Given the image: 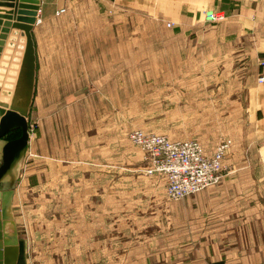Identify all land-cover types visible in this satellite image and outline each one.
<instances>
[{
    "label": "rangeland",
    "instance_id": "obj_1",
    "mask_svg": "<svg viewBox=\"0 0 264 264\" xmlns=\"http://www.w3.org/2000/svg\"><path fill=\"white\" fill-rule=\"evenodd\" d=\"M73 11L79 26L63 32L76 36L83 28L95 42L104 36L103 54L90 60L87 77L69 73L35 85L15 182L26 262L181 264L170 257L181 239L172 230L181 227L182 200L205 189L170 199L153 152L134 137L196 143L206 155L231 142L236 119H250L248 102L216 70L242 61L221 55L209 40L189 52L179 34L147 16L130 13L121 24L117 14L84 3ZM196 34L215 32L205 24Z\"/></svg>",
    "mask_w": 264,
    "mask_h": 264
},
{
    "label": "crops",
    "instance_id": "obj_2",
    "mask_svg": "<svg viewBox=\"0 0 264 264\" xmlns=\"http://www.w3.org/2000/svg\"><path fill=\"white\" fill-rule=\"evenodd\" d=\"M78 1L41 0L31 31L28 80L25 83L23 69L18 101L14 103L19 112H28L37 80L57 83L58 76L69 73L87 77L93 71L90 60L100 54L102 58L103 46L98 43L104 36L95 42L83 28L84 34L76 36L63 32L65 27L78 23L72 13L82 3L87 10L95 7L99 12L117 14L121 24L130 13L147 16L154 27H166L179 34L189 52L201 50L209 40L221 55L242 61L230 69L221 67L216 74L230 76V92L246 93L250 119H236L237 129L231 134L227 162L218 183L182 200L181 227L172 230L181 239L173 245L170 257L181 264H264V0ZM60 9L64 12L56 16ZM209 13H222L224 18L212 21ZM205 24L213 26L215 35L196 34ZM107 29L109 35L108 25ZM189 29L193 30L190 42L186 41ZM95 49L99 51L97 56ZM241 121H245L242 127ZM4 144L5 140L0 139V165ZM26 148L0 179L3 264H27L14 216L15 182Z\"/></svg>",
    "mask_w": 264,
    "mask_h": 264
},
{
    "label": "water",
    "instance_id": "obj_3",
    "mask_svg": "<svg viewBox=\"0 0 264 264\" xmlns=\"http://www.w3.org/2000/svg\"><path fill=\"white\" fill-rule=\"evenodd\" d=\"M40 2L0 0V139H5L11 131L20 130L19 137L5 140L0 179L23 153L29 139L28 112H19L15 104L23 69L25 83L28 80L26 71L32 54L29 52L32 48L31 31L36 23ZM0 264L3 263L0 261Z\"/></svg>",
    "mask_w": 264,
    "mask_h": 264
},
{
    "label": "built area",
    "instance_id": "obj_4",
    "mask_svg": "<svg viewBox=\"0 0 264 264\" xmlns=\"http://www.w3.org/2000/svg\"><path fill=\"white\" fill-rule=\"evenodd\" d=\"M64 9L55 12L61 15ZM212 21L224 18L222 13H209ZM28 124V134H29ZM137 144L146 146L153 153L154 171L166 175L167 196L178 200L186 195L215 186L221 179L224 169L223 160L230 148V141H223L216 146L211 155L196 143L185 142L174 145L161 137L135 135Z\"/></svg>",
    "mask_w": 264,
    "mask_h": 264
},
{
    "label": "trees",
    "instance_id": "obj_5",
    "mask_svg": "<svg viewBox=\"0 0 264 264\" xmlns=\"http://www.w3.org/2000/svg\"><path fill=\"white\" fill-rule=\"evenodd\" d=\"M19 135H20V130L11 131V132H9L8 140L15 139V138L19 137Z\"/></svg>",
    "mask_w": 264,
    "mask_h": 264
},
{
    "label": "flooded vegetation",
    "instance_id": "obj_6",
    "mask_svg": "<svg viewBox=\"0 0 264 264\" xmlns=\"http://www.w3.org/2000/svg\"><path fill=\"white\" fill-rule=\"evenodd\" d=\"M8 137H9V135L4 140H8Z\"/></svg>",
    "mask_w": 264,
    "mask_h": 264
}]
</instances>
